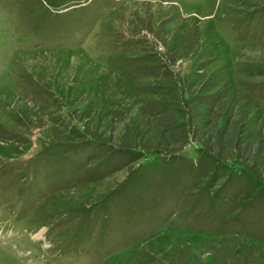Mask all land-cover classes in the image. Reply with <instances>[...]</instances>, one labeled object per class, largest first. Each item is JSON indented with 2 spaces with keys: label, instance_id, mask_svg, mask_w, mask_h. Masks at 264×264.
<instances>
[{
  "label": "rangeland",
  "instance_id": "rangeland-1",
  "mask_svg": "<svg viewBox=\"0 0 264 264\" xmlns=\"http://www.w3.org/2000/svg\"><path fill=\"white\" fill-rule=\"evenodd\" d=\"M192 32L196 51L168 65ZM168 73L193 83L206 129L235 104L244 137L264 134V0H0V264L207 263L230 239L264 250V163L250 173L192 138L121 146L126 125L167 108Z\"/></svg>",
  "mask_w": 264,
  "mask_h": 264
},
{
  "label": "trees",
  "instance_id": "trees-1",
  "mask_svg": "<svg viewBox=\"0 0 264 264\" xmlns=\"http://www.w3.org/2000/svg\"><path fill=\"white\" fill-rule=\"evenodd\" d=\"M198 45V33H187L180 39L176 49L167 51L164 60L168 61V65L174 64L194 53ZM163 81L168 97L167 108L134 131L131 126L126 125L120 137L121 146L167 151H172L175 147L176 150H181L192 138L201 146V150L215 152L225 160L243 157L241 163L250 173L261 169L264 163V134L258 127L250 138L244 137L250 118L247 110L243 107L234 109L233 104L224 113L217 112L215 120L225 117L228 126L219 128L215 121L208 130L204 120L207 113L202 111V102L189 78L178 73H168ZM229 102L232 103L231 100ZM233 241L234 239H230L220 244L207 263L198 261L191 264H264V250L244 245V251L242 248L235 252L240 245L232 243ZM228 244L232 246L229 247Z\"/></svg>",
  "mask_w": 264,
  "mask_h": 264
}]
</instances>
